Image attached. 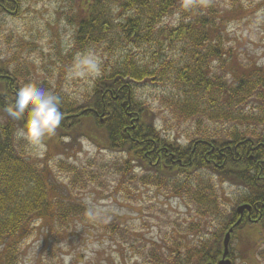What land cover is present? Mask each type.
<instances>
[{
	"label": "trees",
	"instance_id": "1",
	"mask_svg": "<svg viewBox=\"0 0 264 264\" xmlns=\"http://www.w3.org/2000/svg\"><path fill=\"white\" fill-rule=\"evenodd\" d=\"M68 1L74 4L78 0ZM80 4L74 50L108 44L126 53L117 66L101 70L81 103L58 96L63 120L48 140L57 144L85 137L107 150L124 153L127 160L121 181L128 176L130 162L135 161L151 173L157 187L164 186L188 207H194L198 221L187 227L192 240L165 249L153 244L155 264H217L229 230L231 242L239 239L241 232L264 229V67L249 65L230 73L225 82L211 69L213 62L223 63L219 60L224 55L219 28L213 21L219 18L222 23L237 12H219L205 0H80ZM9 11H13L12 6ZM171 16L177 17L176 26L161 27L163 19ZM162 42L184 43L188 50L189 60L177 70V77L190 87L193 98L177 103L178 108L187 116L208 113L233 123L232 130L220 136L203 134L185 146L161 137L153 113L135 96L133 84L151 83L165 65L153 69V61L144 65L132 51L161 47ZM223 68L220 65L225 71ZM8 69L9 64L0 60V264H19L24 242L37 230V223L53 232L57 225L63 227L75 220L122 237L124 230L118 220H108L74 197L59 196L57 187L49 184L47 166L39 169L19 149L15 135L23 120L12 119L4 111L20 88L16 74ZM216 99L230 110L218 109L214 116L207 104ZM252 103L257 113L246 116L243 109ZM249 120L252 128L245 126ZM201 173L242 190L226 215L219 210L214 185ZM148 178L139 181L144 185ZM243 205L250 211L238 214L236 209ZM215 224L221 225L219 230H214ZM256 257L264 263V249L258 250ZM228 259L233 264L230 243Z\"/></svg>",
	"mask_w": 264,
	"mask_h": 264
},
{
	"label": "rangeland",
	"instance_id": "2",
	"mask_svg": "<svg viewBox=\"0 0 264 264\" xmlns=\"http://www.w3.org/2000/svg\"><path fill=\"white\" fill-rule=\"evenodd\" d=\"M16 1V15L0 14V60L9 64L8 70L16 74L20 87L34 83L63 100L79 104L91 93L101 70H109L122 61L126 51L108 47V44L74 50L78 7H83L80 0L74 4L68 0ZM205 2L219 12H237L230 13L222 23L219 18L213 21L219 28L220 47L224 51L219 61L223 62L220 65L225 70L222 71L215 61L211 64L213 75L225 82L230 73L235 74L249 65L264 67V0ZM176 24L177 17L171 16L163 19L160 26L175 27ZM161 45L132 51L135 59L144 65L150 66L153 61V69L165 65V70L151 83L133 84L135 96L153 113L161 137L185 146L190 139L203 134L220 136L232 130L233 123L208 113L187 116L178 108L177 103L193 98L190 87L177 77V70L189 60L188 50L184 43L162 42ZM88 53L99 58V75L74 74L78 57ZM252 107H255L253 103L245 107L243 113L246 116L256 114L257 110ZM207 108L214 116L218 109L230 110L218 99L207 104ZM245 126L252 128L254 125L249 120ZM15 139L29 161L39 169L47 166L49 184L57 187L59 196L74 197L77 203L97 210L108 220H118L124 230L120 237L72 220L48 232L37 223V230L24 242L19 264H64L66 255L72 256L71 264H155L153 244L165 249L192 240L193 234L187 232V227L198 221L194 207H188L164 186L157 187L152 183L151 173L135 161L130 162L128 176L121 181L126 154L107 150L85 137L76 141L63 139L53 144L47 136L43 140L46 150L40 154L16 135ZM146 176L148 182L143 185L139 180ZM195 176H191L192 179ZM200 176L214 185L219 210L226 215L235 207L242 190L221 184L207 173ZM220 227L215 224L214 230ZM247 231L230 242L233 264H264L256 257L257 251L264 249V229Z\"/></svg>",
	"mask_w": 264,
	"mask_h": 264
},
{
	"label": "clouds",
	"instance_id": "3",
	"mask_svg": "<svg viewBox=\"0 0 264 264\" xmlns=\"http://www.w3.org/2000/svg\"><path fill=\"white\" fill-rule=\"evenodd\" d=\"M99 73L100 60L97 56L88 53L78 57L74 74L88 76ZM60 104L59 97L51 91L34 83H26L18 88L12 100L4 107V111L12 119L23 120L16 131L17 138L24 140L42 154L46 150L44 138L55 135L56 129L63 120ZM72 259L71 255L64 256V264H71Z\"/></svg>",
	"mask_w": 264,
	"mask_h": 264
},
{
	"label": "water",
	"instance_id": "4",
	"mask_svg": "<svg viewBox=\"0 0 264 264\" xmlns=\"http://www.w3.org/2000/svg\"><path fill=\"white\" fill-rule=\"evenodd\" d=\"M244 210L249 212L250 211V207L248 205L240 206V207H238L236 209V212L238 214H242V212ZM230 232H231V230H229L228 233H226L224 238H223L222 256H221V259L218 261L217 264H230L231 263V261L229 259H227V256L229 255Z\"/></svg>",
	"mask_w": 264,
	"mask_h": 264
},
{
	"label": "flooded vegetation",
	"instance_id": "5",
	"mask_svg": "<svg viewBox=\"0 0 264 264\" xmlns=\"http://www.w3.org/2000/svg\"><path fill=\"white\" fill-rule=\"evenodd\" d=\"M12 6L13 11H9V7ZM18 5L16 0H0V14L2 15H16Z\"/></svg>",
	"mask_w": 264,
	"mask_h": 264
}]
</instances>
